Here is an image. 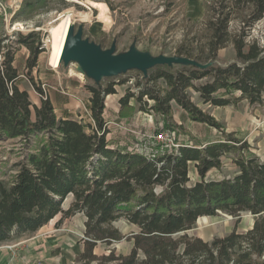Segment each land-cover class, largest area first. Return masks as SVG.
Listing matches in <instances>:
<instances>
[{"label": "trees", "instance_id": "trees-1", "mask_svg": "<svg viewBox=\"0 0 264 264\" xmlns=\"http://www.w3.org/2000/svg\"><path fill=\"white\" fill-rule=\"evenodd\" d=\"M56 0H22L14 21H28L47 10ZM211 1V2H210ZM203 48L179 46L174 55L189 58L206 69L193 66H157L137 84L138 95L120 97V118L139 111L157 114L162 129L174 131L173 105L190 120L215 128L223 139L201 146L181 144L162 149L148 142L146 153L110 148L104 118L106 98L116 95V83L86 85L91 122L60 119L49 98L31 77L43 54L41 32L17 34L11 42L0 35V142L16 141L21 159L8 178H0V245L39 231L57 216L82 213L85 218V264H264V163L250 152V145L226 133L214 117L204 113L189 96L195 91L204 104L216 108L242 101L261 104L264 95V38L251 31L264 23V0H205ZM240 27L231 31V23ZM235 60L221 65L218 53L228 45ZM30 55L27 76L40 95L33 106L29 93L18 86L14 66L17 52ZM204 81V82H203ZM125 83V82H123ZM146 98V102L143 99ZM135 101V103H132ZM153 102L148 105V102ZM139 107H137V105ZM232 155L237 168L232 177L216 179L223 158ZM193 166L199 179L191 182ZM73 202L68 211L63 204ZM223 212L232 216L247 212L256 220L246 234H230L204 242L188 236L197 221ZM137 227L128 256L98 258L97 242L123 240L113 227L117 220ZM142 256L143 258H141Z\"/></svg>", "mask_w": 264, "mask_h": 264}, {"label": "rangeland", "instance_id": "rangeland-1", "mask_svg": "<svg viewBox=\"0 0 264 264\" xmlns=\"http://www.w3.org/2000/svg\"><path fill=\"white\" fill-rule=\"evenodd\" d=\"M14 1L16 4L13 10H10L11 6L4 2L1 3L6 7L8 17L10 14L13 16L7 18V22L3 20L5 25H0V35L6 34L11 42H15L18 33L27 34V30L41 32L45 40H49V45L40 58L42 66L48 64L52 67L49 64L50 31L56 25L54 21L58 16L69 11L75 14L73 23L77 28L81 24L84 25L85 38L100 45L103 49H110L113 41L116 40V53L128 51L134 43L139 51L148 52L155 57L160 55L175 56L176 49L181 45L198 50L204 47L201 31L204 29L206 19L205 0H56L47 10L28 21L13 20L22 3V0ZM89 2L107 5L110 18L108 25L99 20V10L93 9L94 7ZM0 14L3 19V12L0 11ZM79 14H90V18L82 20L79 18ZM16 24L21 26L13 30L12 28ZM230 27L231 31L235 33L240 24L233 21ZM251 34L263 39L264 23L257 24ZM234 60L235 51L231 44L219 51L217 62L221 65ZM56 70L70 74L75 80L74 82H78L83 87L94 84L83 74L82 78L76 76L75 72L78 71L73 64L69 67L60 65ZM25 78L30 79L27 75ZM142 79L143 76L141 77L140 72L130 71L116 78L104 79L101 84L116 83L118 93L112 97L114 96L113 98L117 100L127 92L138 95L137 84ZM29 82L31 81L29 80ZM21 83L25 85L26 90L30 89L27 80L21 79L18 84L21 85ZM188 92L197 107L214 117L226 133H233L238 139L247 142L251 147L250 152L259 156L261 162L264 163V95L261 104L250 105L247 101H242L236 106L216 108L204 104L192 89ZM146 100L144 98L143 102ZM147 104L152 105L153 102L150 101ZM173 107L175 112L181 110L176 105ZM177 113L180 115H177V121L173 119L175 126L173 129L175 138L181 144L201 146L223 139L222 133L217 129L191 121L185 111ZM141 114L143 116L145 113L141 112ZM145 118L146 127L142 128L139 136L145 140L144 143L147 146L149 141H153L149 137L155 131L161 130L160 126L164 122L162 117L157 114H153L152 119L148 116ZM87 119H83L82 122L88 123ZM19 146L16 141L0 142V178L7 179L9 174L15 172L12 166L21 159V152L18 151ZM233 158L232 155H227L222 159L224 163L222 169L212 171L214 178L232 177L236 174L237 168L233 163ZM190 177L191 182L199 179L193 166L190 169ZM72 202L73 197L69 196L63 204V210L68 211ZM255 220L256 218L247 212L236 216L220 212L217 216L199 219L195 228L188 231L187 234L204 242H211L213 239L224 237L233 231L246 234L253 228ZM85 222L86 218L82 213L67 218H63V214H61L35 233L25 234L4 242L0 245V264H85L80 259V256L85 252V242L88 239L85 235ZM113 227L121 232L123 240L113 243L97 242L93 255L98 258L109 256L111 252L115 256H128L132 250L133 241L129 239L132 234L138 232V228L129 224L125 218L114 222ZM92 264H98V262L94 261Z\"/></svg>", "mask_w": 264, "mask_h": 264}, {"label": "crops", "instance_id": "crops-1", "mask_svg": "<svg viewBox=\"0 0 264 264\" xmlns=\"http://www.w3.org/2000/svg\"><path fill=\"white\" fill-rule=\"evenodd\" d=\"M3 2L11 6L10 10H13V7L16 4L14 0H0V3ZM3 24L4 21L0 14V25L4 26L5 24ZM29 55L30 53L25 47H21L16 54L14 66L18 69L20 75L18 82H20L21 79L27 80L30 89L26 90L23 83H21V85L18 84V86L21 90H26L29 93L30 101L33 106L40 107L41 99L38 93L31 85V82L25 78V75L28 72L27 60ZM41 57L42 55L39 57L37 67L33 69L31 77L37 85L45 84L47 86V98H49L53 104L58 118H88L87 122H89V115L83 108H85V106L89 108L91 94L87 92L81 84L74 82L75 80H73V77L70 74L62 73L59 70L53 69L48 64L42 66L40 60ZM113 97L112 95L108 96L106 99L107 101L105 102L106 109L104 118L108 123L109 129L107 141L112 149L129 150L130 147L137 145L141 140L139 134L142 132V128L146 127V116L144 114L141 116V112H135L129 118H120V98L115 100ZM173 110V119L174 121H177L176 117L177 115H180L177 112H183V110L181 109L175 112L174 107ZM117 119H119L118 122H115Z\"/></svg>", "mask_w": 264, "mask_h": 264}, {"label": "water", "instance_id": "water-1", "mask_svg": "<svg viewBox=\"0 0 264 264\" xmlns=\"http://www.w3.org/2000/svg\"><path fill=\"white\" fill-rule=\"evenodd\" d=\"M71 64L96 85H100L104 79L116 78L130 71H138L147 77L148 72L157 66H193L206 69L211 65V63L203 65L195 60L176 55L155 57L148 52L139 51L135 43L128 51L116 53V40L113 41L110 49H103L84 37L83 24L77 28L74 23L69 27L60 60V65L65 67Z\"/></svg>", "mask_w": 264, "mask_h": 264}, {"label": "bare ground", "instance_id": "bare-ground-1", "mask_svg": "<svg viewBox=\"0 0 264 264\" xmlns=\"http://www.w3.org/2000/svg\"><path fill=\"white\" fill-rule=\"evenodd\" d=\"M91 6L99 10V20L108 25L110 22V18L108 16V7L104 3H96L89 2ZM75 17L74 12L69 11L62 13L58 16L56 21V25L51 29V40H50V48H49V64L54 68L60 67V60L63 54L65 41L67 38V34L69 31V27L73 23V19ZM79 18L82 20H88L90 18V14H79ZM74 75V74H73ZM75 75L82 78L83 75L80 72H75Z\"/></svg>", "mask_w": 264, "mask_h": 264}, {"label": "built area", "instance_id": "built-area-1", "mask_svg": "<svg viewBox=\"0 0 264 264\" xmlns=\"http://www.w3.org/2000/svg\"><path fill=\"white\" fill-rule=\"evenodd\" d=\"M0 11L3 12L4 16H3V20L5 22H7V18H11L13 16V14H10L8 17V14L6 12V7L0 3ZM21 26L20 24H16V26H14L12 29L16 30L17 27ZM28 32H32V30H27ZM49 45V40H45V37L42 36L41 39V48L45 51V49H47ZM44 53V52H43ZM53 69H57L52 67ZM41 90L43 92V96L46 99L47 98V86L45 84H41L40 85ZM39 95V94H38ZM40 97V95H39ZM89 115V122L93 123V120L90 116V109L87 108L85 106V108H83ZM146 117L148 116L150 119H152L153 114H144ZM79 121H83L82 118H78ZM85 122V121H84ZM161 130H157L155 131V133L150 136L149 138H151L153 140V142L157 145H160L162 149H178V147L181 145V143L179 142V140H177V138H175V132L174 131H167V130H163L162 129V125L160 126ZM145 140H141L137 143V145L132 146L129 148V151H135V152H140V153H146V152H150L152 150L148 149V147L146 146V144L144 143ZM150 142V141H149Z\"/></svg>", "mask_w": 264, "mask_h": 264}]
</instances>
